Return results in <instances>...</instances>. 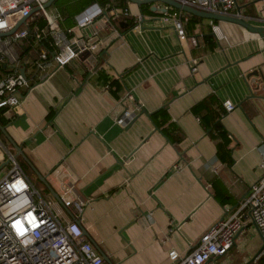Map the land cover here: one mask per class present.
<instances>
[{
  "label": "crops",
  "instance_id": "1",
  "mask_svg": "<svg viewBox=\"0 0 264 264\" xmlns=\"http://www.w3.org/2000/svg\"><path fill=\"white\" fill-rule=\"evenodd\" d=\"M242 7L255 14L251 2ZM107 8L90 26L110 35L95 68L88 70L77 58L62 69L52 64L42 72L44 80L37 76L32 88L22 91L20 105L0 117L57 196L63 186H73L75 196L90 200L73 215L103 264L105 257L110 264H169L170 250L190 253L264 177V43L237 25L208 20L203 27L211 26L216 47L207 51L199 28L179 43L172 26L160 22L162 10L171 9L160 2L137 6L127 0L129 17ZM144 8L151 14L143 15ZM256 8L264 17V1ZM98 69L119 83V90L99 81ZM253 71L257 90L246 79ZM209 95L221 104L218 123L226 143L191 112ZM225 102L234 106L232 112L225 111ZM125 108L136 116L130 126L117 122ZM163 108L169 121L157 128L150 115ZM163 129L179 142L171 143ZM3 138L0 178L10 168L8 154L15 157ZM15 159L27 165L20 167L28 180L34 176L50 195L29 165ZM51 198L54 210L72 221ZM247 230L256 231L248 222L233 247Z\"/></svg>",
  "mask_w": 264,
  "mask_h": 264
},
{
  "label": "built area",
  "instance_id": "2",
  "mask_svg": "<svg viewBox=\"0 0 264 264\" xmlns=\"http://www.w3.org/2000/svg\"><path fill=\"white\" fill-rule=\"evenodd\" d=\"M176 1L203 12L242 18L248 23L252 20L264 22L256 8V4L264 0ZM48 2L0 0V33L15 29L10 36H0V65L4 66V71L0 70V111L18 107L22 91L28 92L32 88L35 77L38 76L39 81L44 80L46 77H42V72L47 67L54 64L57 69H62L75 59L77 55L70 45L76 38L72 36L107 13L94 4L74 18L73 28L64 31L62 15L52 6L47 7ZM245 2L254 6L253 16L245 14L242 7ZM109 11L114 16L118 15L115 9ZM119 14L130 16L127 8L119 10ZM188 18L182 11L171 8L163 11L160 22L170 24L179 43H182L186 40ZM29 38L34 41L35 55L21 58L18 46ZM37 46L39 50H36ZM196 71L194 62L191 72ZM126 96V99H132L130 94ZM223 107L227 113L234 110L229 102H225ZM133 119L134 115L125 108L117 122L126 126ZM7 162L10 168L0 178V264H103L102 256L84 237L73 215L81 214L90 200L75 196L73 186H63L58 194L59 202L73 218L67 222L54 210L53 203L46 200L28 180L12 154H8ZM260 168L264 171V164ZM248 222L252 223L264 244V177L251 185L227 218L214 223L201 235L190 253L181 256L170 250L168 263L220 264L219 260L227 256ZM260 256L264 257V250L254 261Z\"/></svg>",
  "mask_w": 264,
  "mask_h": 264
},
{
  "label": "trees",
  "instance_id": "3",
  "mask_svg": "<svg viewBox=\"0 0 264 264\" xmlns=\"http://www.w3.org/2000/svg\"><path fill=\"white\" fill-rule=\"evenodd\" d=\"M93 4H98L100 7L107 9H126L127 8V0H56L54 3V8L58 10V12L61 13L63 16V21L61 23L62 28L64 31H67L68 29H71L75 26L74 18L78 16L82 11H84L86 8L92 6ZM245 4V3H244ZM251 5H248L246 7V10H250ZM143 15L151 14V11L149 9L144 8ZM248 11V10H247ZM249 12V11H248ZM248 12H245L248 16H253V14H248ZM188 22L185 25V31L188 36L194 35V31L199 28V34L202 35V41L206 47L207 51H212L216 47V43L213 42L212 38V29L211 26L203 27V22L208 20H204L195 16L188 15ZM217 23L216 21H212V24ZM34 41L32 38H29L25 41H23L22 44L18 46L20 51V57L25 58L29 55H35L33 53L34 50ZM44 46H46L44 44ZM36 50H39V46L36 47ZM0 70L4 71V66L0 65ZM98 79L103 84L107 86V88H115L116 90H119L120 84L116 81L109 78L108 75H106L101 69H98ZM165 108L161 109L158 112L153 113L150 115V120L153 122V124L157 128H161L162 125L168 123L169 118L164 110ZM1 112V111H0ZM192 114L198 118L200 123L206 127L211 128L212 130L216 131L217 135L221 137V139L226 143L227 139L224 135V133L221 131V127L218 123L219 117L222 116L221 111V104L217 102V99L213 95H209L206 99L200 101L199 103L195 104L191 108ZM51 115L49 116V118ZM7 124V121L0 117V125L5 126ZM164 135L168 136L167 133H165V130L163 129ZM0 137H3V135L0 132ZM171 143L177 144L179 142V138L176 136L175 138L169 137ZM3 143L6 145V147L10 148V143L3 138ZM6 140V141H5ZM20 165L23 169H28L27 165L24 162H20ZM249 264H264V257L260 256L256 261L249 263Z\"/></svg>",
  "mask_w": 264,
  "mask_h": 264
},
{
  "label": "water",
  "instance_id": "4",
  "mask_svg": "<svg viewBox=\"0 0 264 264\" xmlns=\"http://www.w3.org/2000/svg\"><path fill=\"white\" fill-rule=\"evenodd\" d=\"M56 0H49V2L46 4L47 7L53 6ZM132 4H136L137 6L145 5V4H152L154 2H160L164 4L167 7H170L172 9L182 11L183 13L191 16H195L201 19L210 20V21H216V22H225L237 25L244 30H246L249 33L256 34L258 37L262 40L264 43V26H254L245 21L242 18H236L232 16H225L217 13H208L203 12L197 9H194L192 7H189L187 5H183L176 0H128ZM154 9V8H153ZM157 9V8H155ZM152 10V8H151ZM239 10V8H238ZM36 10H33V12ZM162 11H165L162 10ZM92 26V25H91ZM94 26V24H93ZM127 26V25H126ZM103 29L102 28H94V27H87L82 31V35L77 37L76 40L70 45L71 50L74 54L77 55V59L82 62V64L90 71H92L96 64L99 62L100 59H102L103 55L106 54V48L107 45L104 43L106 39H109L110 35H103ZM15 29H12L11 31L7 33H0V36H10L14 33ZM103 31V32H102ZM90 47H93L90 49ZM86 48V49H85ZM85 49V50H83ZM90 49V50H89ZM82 50V51H80ZM258 72L253 71L249 74H247L246 79L249 80L250 86L254 87V90H257L259 88V81L257 79ZM264 90V88H261ZM251 97H255V94H251ZM136 116L134 119L128 124L130 126L135 121ZM0 132L3 134V136L8 140L10 145L13 147L15 151V157L23 159L29 167L33 170L34 174L36 175L37 179L47 188L50 195L59 202V198L57 194L53 191V189L49 186V184L46 182L44 176L39 174L36 169L32 166L28 158L25 156L23 150L21 147H19L8 135L6 127L0 125ZM60 203V202H59ZM259 235V234H258ZM264 250V244L262 248L259 250V252L253 256L246 264L252 263L256 257ZM105 262L110 264L109 260L105 257Z\"/></svg>",
  "mask_w": 264,
  "mask_h": 264
},
{
  "label": "rangeland",
  "instance_id": "5",
  "mask_svg": "<svg viewBox=\"0 0 264 264\" xmlns=\"http://www.w3.org/2000/svg\"><path fill=\"white\" fill-rule=\"evenodd\" d=\"M102 22V21H101ZM33 185L41 192L43 197L52 201L51 196L44 190L40 189L41 185L38 184L36 178L29 175ZM54 207V205H53ZM263 246V241L256 231L247 230L245 235L240 238L237 247H233L227 254V258L221 259V264H245L253 256H255ZM240 248V250H238Z\"/></svg>",
  "mask_w": 264,
  "mask_h": 264
}]
</instances>
